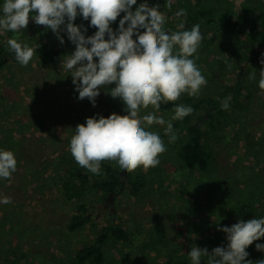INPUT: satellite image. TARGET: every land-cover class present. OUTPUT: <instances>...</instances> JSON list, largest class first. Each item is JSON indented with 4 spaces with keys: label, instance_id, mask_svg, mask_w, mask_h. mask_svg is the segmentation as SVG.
Returning <instances> with one entry per match:
<instances>
[{
    "label": "rangeland",
    "instance_id": "obj_1",
    "mask_svg": "<svg viewBox=\"0 0 264 264\" xmlns=\"http://www.w3.org/2000/svg\"><path fill=\"white\" fill-rule=\"evenodd\" d=\"M142 2L137 0V5ZM201 2L216 16L233 13L238 6L241 17L242 4H246L251 18L264 25L263 0ZM147 3L159 4V10L167 16L166 29L171 31L177 30L184 18L168 15L167 8L173 13L183 9L188 14L196 7L194 0H147ZM123 15L111 25L114 30ZM195 24L200 25L203 37L196 64L207 84L198 98H192L221 97L228 84H235L240 69L243 92L249 96L242 106L233 105L230 99V107L219 116L225 130L209 131L207 142L211 155L207 169L190 170L182 166L177 151L186 125L174 120L171 122L177 139L170 143L167 135L161 137L167 151L159 156V165L148 170L139 167L132 172L145 179V186L138 193L117 190L108 198L109 194L89 188L81 196L67 200L61 187L64 169L79 166L70 152L75 127L86 123L90 116L127 113L123 102L112 98L107 88L101 89L95 106L87 98L80 100L70 73L61 65L75 45L65 39L63 31L65 42L60 44L50 29L36 25L30 17L27 29L19 34V41L37 48L35 56L26 67L11 60L0 68V107L6 112L0 113V125L8 130L9 140H20L24 135L22 140L26 143L21 156L32 154V158L23 159L18 149L13 151L21 175L19 169L29 165L24 180L18 181L14 174L10 180L0 179L1 196L12 198V203L0 204V264H72L77 249L94 243L107 223L123 226L128 239H117L109 232L101 248L102 264H168V258L172 264L179 259L191 263L188 252L192 247H207L211 252L214 247L227 245L226 233L218 231V225L231 226L240 219L264 218V90L258 86L264 64L246 58L254 32L238 33L219 29L217 24L191 20L186 21L185 30ZM41 32L60 50L56 60L40 59L38 52L45 36ZM14 35L0 31V41L7 42ZM253 72L256 78L250 80L249 74ZM182 96L178 101H183ZM229 96L231 92L227 91L223 100ZM205 104L202 103L193 118H198ZM173 109L160 108L155 114L168 121ZM152 111L150 107L140 115ZM261 124L260 128L254 126ZM165 127L153 125L149 130L162 132ZM44 157L45 164L41 161ZM27 159L31 160L28 164ZM105 162L121 170L115 162ZM119 173L124 177L126 172ZM82 202L91 204V217L71 231L70 216L78 212ZM256 243L264 244V238L246 249L249 252L246 259L253 264L264 260V251L256 250ZM206 260L202 257L203 264Z\"/></svg>",
    "mask_w": 264,
    "mask_h": 264
},
{
    "label": "clouds",
    "instance_id": "obj_2",
    "mask_svg": "<svg viewBox=\"0 0 264 264\" xmlns=\"http://www.w3.org/2000/svg\"><path fill=\"white\" fill-rule=\"evenodd\" d=\"M136 4L137 0H3L0 5V31L15 34L7 46L21 66H28L36 54L37 48L19 41L31 17L36 25L50 29L60 44L65 42L63 31L75 45L61 65L70 73L80 100L87 98L95 106L101 89L107 88L112 98L123 102L126 115L113 112L107 117H87L86 123L75 127L70 140L74 160L96 175L101 174L105 161L115 162L127 173L139 167H157L159 156L167 148L159 133L149 128L166 125L165 135L170 143L175 142L171 121L183 120L193 108L176 104L168 121L155 112L161 103L176 102L182 94L198 98L207 84L196 64L203 40L200 25L185 30L187 14L181 9L175 15L185 20L171 31L166 29L167 16L159 4L150 6L144 0L133 10ZM121 13L124 15L114 30L111 25ZM78 16L97 29L93 35H85L87 28L75 23ZM260 63L264 64V54ZM259 77L258 86L264 90V68ZM248 78L254 80L256 73ZM230 99L221 102L223 110L230 107ZM150 107L154 111L140 115ZM17 163L13 151L0 150V179H12ZM10 203V196H0V204ZM217 230L226 233L227 245L214 247L211 252L207 247H192L188 252L191 264H202V257L207 258L206 264H253L246 259V249L264 238V218L240 219L231 226L218 225ZM255 248L264 251V244L256 243Z\"/></svg>",
    "mask_w": 264,
    "mask_h": 264
},
{
    "label": "trees",
    "instance_id": "obj_3",
    "mask_svg": "<svg viewBox=\"0 0 264 264\" xmlns=\"http://www.w3.org/2000/svg\"><path fill=\"white\" fill-rule=\"evenodd\" d=\"M196 7L192 9L191 13L186 15V21L203 22L204 24L212 25L217 24L219 29H231L238 33H244L246 31L254 32L252 48L247 53V60L257 61L260 63L262 58L263 50L258 49L264 45V25L252 19L248 13V6L242 4L243 13L241 17L238 16L239 8L236 6V11L233 13H221L219 15H213L211 8H204L201 0H194ZM264 1V0H263ZM1 2V0H0ZM183 3V1H181ZM139 5H134L133 10ZM166 9V8H165ZM176 13V12H175ZM175 13L171 12L167 8V14L170 16H176ZM184 20L185 17L183 16ZM77 25L83 24L87 28L86 35L91 33L92 30L96 28L90 26V21L83 20L82 16H78L75 20ZM97 30V29H96ZM41 34L44 36V42L41 45L38 55L43 61H53L59 57L60 50L48 39V35L45 33ZM65 39L68 40L67 34ZM15 59L13 52L9 51L7 42L0 41V68L4 67L9 63V61ZM223 64V63H222ZM261 64V63H260ZM242 69L236 75V82L233 85L228 84L226 91L222 93L221 97L216 98H201L194 100L191 96L183 94V101L161 103L160 108L171 109L174 108L176 104H184L186 106H191L193 112L186 116L180 122L186 125L185 136L180 143L177 151L178 160L186 169H200L206 170L209 165V157L211 152L209 150V144L207 142V136L211 129H219L222 131L225 126L219 116H223L225 110L221 108V102L227 91L231 92V102L235 106H242L248 99V95L243 92L242 88ZM203 111L199 114L198 118L194 117V114L202 108V103H205ZM4 108L0 107V113H6L3 111ZM258 120V119H257ZM256 120V121H257ZM255 121V124H256ZM253 123V122H252ZM255 128H260V126L254 125ZM225 130V129H224ZM254 130V128H253ZM161 137L165 135V131L157 132ZM251 134V132H249ZM253 137L252 135H250ZM6 135H8V130H5L3 126L0 125V150H11L15 151L18 149V154L21 156L20 151L24 153L25 148V137L20 140H9ZM24 139V140H22ZM243 148V146H241ZM26 153V152H25ZM32 154H26L21 156L23 159L28 157L29 159ZM25 160L26 163H30L31 160ZM43 164L47 162L46 158H41ZM29 165L23 169H19L13 173L18 181L21 178L24 180L28 176ZM120 171L114 168L111 164L102 162L101 163V174L96 175L88 171L86 168L79 167L76 165H70L64 169V177L61 182L62 193L65 199L72 200L75 197H79L83 194V191L89 190V188H96L97 190L103 191V193L108 196V194L117 193V190H128L132 193H138L145 186V179L141 174L132 175V173H125L124 177L119 174ZM24 172V174H23ZM11 184V183H10ZM3 193V188L0 190V196ZM91 204L87 202H82L78 206V212L70 216L68 223L69 230L73 231L80 226H82L86 220L91 217L90 214ZM111 232L113 236L117 239L127 240L128 233L125 228L121 225H115L112 223L105 224L100 233L98 234L96 240L92 244L84 245L77 249L75 252L72 264H82L84 261L89 260L91 264H102V246L106 241L108 233ZM21 256H24L22 254ZM168 264H172L171 258L167 259ZM175 264H191L186 260H177ZM203 264V263H202Z\"/></svg>",
    "mask_w": 264,
    "mask_h": 264
},
{
    "label": "water",
    "instance_id": "obj_4",
    "mask_svg": "<svg viewBox=\"0 0 264 264\" xmlns=\"http://www.w3.org/2000/svg\"><path fill=\"white\" fill-rule=\"evenodd\" d=\"M258 49H260V50H264V45H262V46L259 47ZM111 195H112V193L109 194V197H108V198H111Z\"/></svg>",
    "mask_w": 264,
    "mask_h": 264
},
{
    "label": "flooded vegetation",
    "instance_id": "obj_5",
    "mask_svg": "<svg viewBox=\"0 0 264 264\" xmlns=\"http://www.w3.org/2000/svg\"><path fill=\"white\" fill-rule=\"evenodd\" d=\"M252 44V43H251ZM252 46H254L253 44H252Z\"/></svg>",
    "mask_w": 264,
    "mask_h": 264
}]
</instances>
